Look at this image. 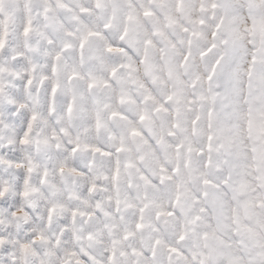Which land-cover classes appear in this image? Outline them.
<instances>
[{"label": "snow or ice", "instance_id": "obj_1", "mask_svg": "<svg viewBox=\"0 0 264 264\" xmlns=\"http://www.w3.org/2000/svg\"><path fill=\"white\" fill-rule=\"evenodd\" d=\"M0 264H264V0H0Z\"/></svg>", "mask_w": 264, "mask_h": 264}]
</instances>
